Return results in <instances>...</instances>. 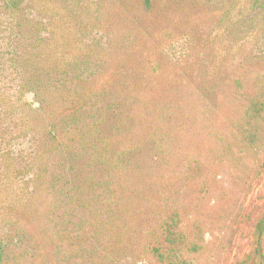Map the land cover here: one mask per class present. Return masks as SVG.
<instances>
[{
    "label": "rangeland",
    "instance_id": "obj_1",
    "mask_svg": "<svg viewBox=\"0 0 264 264\" xmlns=\"http://www.w3.org/2000/svg\"><path fill=\"white\" fill-rule=\"evenodd\" d=\"M91 1L105 2L108 14H114L104 24L112 40L106 47V59L118 66L120 46L114 40L120 42L121 30H127L133 21L153 23L135 11L134 20L119 19L116 0ZM240 2L203 0L184 15H175L173 26L182 35L171 48L170 60L162 64L153 54V43L146 45V65L139 63L120 71L117 79L123 84L92 104L93 109L89 106L74 116L67 113L63 120L65 99L53 95L41 106L31 94L26 96L38 114L42 113L39 125L54 127L40 134L39 146H34L32 136L20 140L16 147L14 144V149L26 156L25 151L31 149L34 156L35 148L39 154L47 151L52 145L48 133L53 129L61 141L56 151L42 157L36 171L17 177L11 174L9 180L0 175V240L6 244L3 264H151L142 254L144 236L155 226L156 213L165 202L183 210L186 227L202 219L208 228V249L193 256L192 264H255L252 224L240 222L247 214L253 220L261 217L264 174L261 180L251 172L246 177L236 169H223L219 180L232 200L213 194L207 216L199 208L193 187L183 186L161 199L158 185V178L181 171V151L192 148L208 154L207 133L216 115L206 113L214 100L205 97L204 83L216 77L227 87L226 73L239 51L241 60L253 57L257 62L254 66L264 71V30L247 36L246 27L240 24L247 20L251 0ZM258 20L264 24L261 16ZM96 65L92 63L73 75L100 81L102 69ZM220 67L226 72L221 73ZM106 113L111 124L118 120L126 123L125 147L136 149L125 177H109L103 166L69 142L73 133L85 130ZM23 167L19 161V168ZM233 174L242 178L240 187H232ZM246 178L256 179L255 183L248 186ZM110 195L116 200L111 201ZM9 216L11 221L6 222ZM81 238L86 239L84 244Z\"/></svg>",
    "mask_w": 264,
    "mask_h": 264
},
{
    "label": "trees",
    "instance_id": "obj_2",
    "mask_svg": "<svg viewBox=\"0 0 264 264\" xmlns=\"http://www.w3.org/2000/svg\"><path fill=\"white\" fill-rule=\"evenodd\" d=\"M200 1L203 0H116L119 19L134 20L135 11L153 25L138 19L127 30L123 28L120 42L114 40L120 46L118 66H112L106 59V47L112 40L104 24L114 14H108L105 2L0 0V175H6L9 180L11 174L16 177L24 172L30 174L39 168L43 156L56 151L60 145V135L53 129L48 133L52 145L47 151L39 154L35 148L34 156L32 149L25 151L29 155L26 156L14 149V144L16 147L20 140H29L32 136L34 146H39L40 134L54 127L53 124L45 128L39 125L42 113L38 114L35 104L28 102L26 96L31 94L41 106L53 95L65 99L63 120L67 113L74 116L89 106L92 108L111 89L123 84L117 79L120 71L139 63L142 67L146 65V45L153 43V54L162 64L170 60L171 48L182 35L173 26L172 18L184 15ZM249 5L247 20L240 24L246 27L247 36L264 30V24H258V16L264 20V0H251ZM242 58L239 51L230 61L227 87H222L216 77L204 83L205 97L214 100L206 113L216 115L207 133L208 154L187 148L180 154L181 171L158 178L161 196L183 186L193 187L205 216L213 194L221 199L231 198L219 180L223 169H236L246 177L251 172L261 180L264 174V71L254 66L257 62L253 57L246 61ZM92 63L102 69L100 81L90 80L83 74L73 75L74 71L89 68ZM224 67H220L221 73L226 72ZM67 83L76 90L67 87ZM106 117L107 113L102 114L85 130L73 133L69 142L103 166L109 177H125L136 149L125 147L126 123L118 120L111 124ZM19 161L24 163L22 169ZM241 180L233 174L232 187H240ZM243 180L251 187L256 179ZM90 184H94L92 180ZM109 197L111 201L116 200L115 195ZM10 221L9 216L6 222ZM250 222L256 240L255 264H264V211L257 220L247 214L240 224ZM154 224L145 232L142 245V254L151 264H192L193 256L208 249L205 244L208 228L203 220L196 219L186 227L185 213L173 204L161 205ZM85 240L81 238L80 242L84 244ZM5 248V241L0 240V264L4 262Z\"/></svg>",
    "mask_w": 264,
    "mask_h": 264
}]
</instances>
